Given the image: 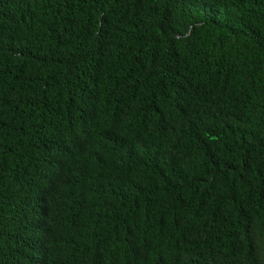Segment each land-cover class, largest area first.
Masks as SVG:
<instances>
[{
	"label": "trees",
	"instance_id": "obj_1",
	"mask_svg": "<svg viewBox=\"0 0 264 264\" xmlns=\"http://www.w3.org/2000/svg\"><path fill=\"white\" fill-rule=\"evenodd\" d=\"M0 264H264V0H0Z\"/></svg>",
	"mask_w": 264,
	"mask_h": 264
}]
</instances>
